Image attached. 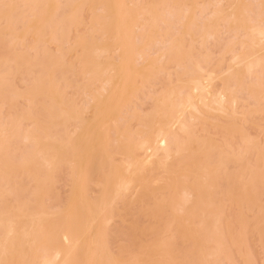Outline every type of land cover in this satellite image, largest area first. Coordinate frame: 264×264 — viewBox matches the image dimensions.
Here are the masks:
<instances>
[{
    "label": "rangeland",
    "instance_id": "rangeland-1",
    "mask_svg": "<svg viewBox=\"0 0 264 264\" xmlns=\"http://www.w3.org/2000/svg\"><path fill=\"white\" fill-rule=\"evenodd\" d=\"M257 30L264 0H0V221L25 220L0 243L37 237L5 262L41 264L99 218L76 264H264V64L243 63L264 56ZM198 80L217 96L148 157Z\"/></svg>",
    "mask_w": 264,
    "mask_h": 264
},
{
    "label": "bare ground",
    "instance_id": "bare-ground-1",
    "mask_svg": "<svg viewBox=\"0 0 264 264\" xmlns=\"http://www.w3.org/2000/svg\"><path fill=\"white\" fill-rule=\"evenodd\" d=\"M125 8V7H124ZM120 11H121V9H120ZM123 8H122V14H125V16L127 15L126 13H123ZM125 12V11H124ZM119 14H120V12H119ZM121 16V15H120ZM119 18V17H118ZM131 19V18H130ZM130 19H128V20H130ZM122 20V19H121ZM127 24V23H126ZM124 25V24H123ZM125 26V25H124ZM257 31H259V30H257ZM264 31V30H263ZM258 34L260 35V37L259 38H261L262 39V42H264V32H258ZM124 37H125V39H126V36L125 35H123ZM123 37V38H124ZM125 39H123V43H124V40ZM119 41V40H118ZM121 41V40H120ZM262 42H261V44H262ZM125 43H127V39H126V42ZM124 43V44H125ZM122 44V43H121ZM121 44L119 43L118 45H120V47H122L121 46ZM124 44H122V45H124ZM261 48H262V51L264 50V44H262V46H261ZM260 50L261 49H259V51H258V53L260 52ZM141 52V51H140ZM144 53V52H143ZM261 53V52H260ZM264 53V52H263ZM143 55V54H142ZM141 55V53H140V58L142 57H145V56H142ZM145 55V54H144ZM253 56V55H252ZM252 56H248V57H243V63L244 62H249L250 61V63L248 64V63H244V65H245V69L250 73V72H252L253 70H255V68H257V67H259V66H261L262 64H264V56L263 57H261L260 58V56L259 57H257V59L256 60H253L252 62H251V57ZM145 58H147V57H145ZM260 58V59H259ZM253 59V58H252ZM147 60V59H146ZM240 60V59H239ZM238 60V61H239ZM241 61V60H240ZM240 63H242V61L240 62ZM236 64H238L239 65V63L237 62ZM94 65V64H93ZM243 65V66H244ZM99 66L100 65H98V68L97 69H99ZM237 66V65H236ZM240 66V65H239ZM242 66V65H241ZM97 67V66H96ZM238 67V66H237ZM262 67V66H261ZM95 68V67H94ZM102 68V67H101ZM100 68V69H101ZM106 68H107V66H106ZM110 68H112V66L110 67ZM243 68V70H245ZM100 69H99V72H100ZM94 70V69H93ZM104 70V69H103ZM114 69H112V71H113ZM251 70V71H250ZM96 71V70H95ZM111 71V70H110ZM246 71V72H247ZM97 72V71H96ZM96 72H94V73H96ZM107 72V71H106ZM109 73V72H108ZM100 74V73H99ZM97 75V74H96ZM97 77H99V76H97ZM96 77V78H97ZM125 77H126V75H125ZM110 80V79H109ZM107 82H111V80L110 81H107ZM210 83L211 82H209V83H204L202 80L200 81V80H198V81H194L193 82V87L191 88V90H192V95L191 96H188L187 98H186V100H184L183 102H181L180 104H178V105H176L175 106V108H176V112L174 113V115L172 116L171 115V119L169 118V123L167 124V127H165V128H161L160 130H159V132H158V134H157V136L155 137L156 139H154L155 141H153L154 143H152V141L150 142V141H144V143H142L141 145L142 146H144V148H143V150H147L146 152H147V155H148V157H151V155H153L154 153H157V152H160V151H162V152H167V151H169V148L172 146V144H171V141L173 140L172 139V137L174 136L173 134H174V129L175 128H177V127H182V128H184V129H186L187 127H185V125H184V120H185V114H186V112L187 111H189V110H191V111H193V110H197V106L199 105V104H204L208 99H207V97L208 96H206L205 94H211V96L212 97H215V96H217V95H213V93L214 92H212V89H211V87L209 86L210 85ZM110 85V84H109ZM108 88V87H107ZM104 89V90H102L104 93H107L108 91V89ZM50 90V89H49ZM223 90V89H222ZM226 92H227V90H225ZM225 91H221L222 93H220L219 95H218V97L217 98H215V101H214V105L215 104H217L216 106H218L219 104H224V105H227L226 103L228 102L227 101V93L225 92ZM220 92V91H219ZM224 92V93H223ZM48 93H49V91H48ZM216 93V92H215ZM214 93V94H215ZM218 93V92H217ZM174 94L175 93H171V94H169L168 95V97L165 99V101L166 102H172L173 101V97H174ZM229 95V94H228ZM56 97V96H55ZM211 98V97H210ZM209 98V99H210ZM229 98H230V96H229ZM196 100H197V102L199 103V104H196L195 102H196ZM210 100H212V99H210ZM209 100V101H210ZM205 101V102H204ZM229 101H230V99H229ZM120 103V102H119ZM113 104V103H112ZM167 104V103H166ZM171 104V103H170ZM173 104V103H172ZM205 104H207V103H205ZM212 105V104H211ZM223 105V106H224ZM118 106V105H117ZM116 106V107H117ZM207 106H209V105H207ZM115 107V108H116ZM219 107H220V105H219ZM114 108V109H115ZM163 110H164V107H163ZM222 110H224V109H222ZM113 111V110H112ZM164 112V111H163ZM61 113V112H60ZM65 113V112H64ZM63 114V113H62ZM161 115H163V114H161ZM165 116H166V114H164ZM163 115V116H164ZM168 115V114H167ZM61 116V115H60ZM62 117H63V115H62ZM160 117V116H159ZM166 117H168V116H166ZM101 121V120H100ZM168 121V120H167ZM166 121V122H167ZM159 124V123H158ZM163 124H164V122H163ZM160 125V124H159ZM161 127V126H160ZM173 142V141H172ZM175 142V141H174ZM173 142V143H174ZM152 143V144H151ZM140 145V146H141ZM146 148V149H145ZM171 149V148H170ZM43 153V152H42ZM169 154V153H168ZM147 157V158H148ZM55 159V158H54ZM54 162V161H53ZM263 162H264V160H263ZM31 163V165H32V161L30 162ZM52 163V162H51ZM50 163V164H51ZM55 163V162H54ZM197 163V162H196ZM199 163H201V162H199ZM199 163H198V165H199ZM29 165V164H28ZM53 166V165H52ZM187 168H188V166H186ZM129 168L130 169H137V166H136V164L135 163H133V164H129ZM189 169V168H188ZM188 171V170H187ZM108 182L107 183H105L103 180H98V182H96V185L97 186H101V187H109L110 186V184H109V180H107ZM117 181H119V180H117ZM116 181V182H117ZM113 182H115V181H113ZM112 182V183H113ZM111 183V182H110ZM118 184H120V189H122V190H127V189H129L131 186H132V181H130V180H126V179H122L120 182H117ZM109 186H108V185ZM114 184V183H113ZM186 186V185H185ZM185 186H183V187H185ZM79 187H81L82 189H84L82 186H79ZM188 188H186L187 190V192H185V191H183V194L185 195V197H186V195H187V198H189V197H194L195 196V198H201V194H204V193H206V192H203V190L204 189H202V188H200V190H198V188H197V191H196V189H194V188H196L197 186H195L194 188H192L191 187V189L189 188L190 186H187ZM180 189H181V187H179ZM179 188H177V189H179ZM184 189V188H183ZM202 189V190H201ZM78 190H79V188H78ZM105 190L108 192V190L105 188ZM79 191H81V193L83 194L84 192H82L83 190H79ZM179 191V190H178ZM199 191H200V194H199ZM205 191V190H204ZM176 192V191H175ZM196 192L198 193V194H196ZM203 192V193H202ZM81 193H80V195H81ZM106 194H109V193H106ZM197 195H199V197H197ZM82 196V195H81ZM83 196H84V194H83ZM203 196V195H202ZM105 198L107 197V196H104ZM185 197L184 198H182V200H184L185 199ZM204 197V196H203ZM83 198V197H82ZM107 199V198H106ZM103 200H105L104 198H103ZM201 200H203L202 198H201ZM178 201V200H177ZM199 201H200V199H199ZM203 202V201H202ZM181 205V204H180ZM184 205V204H183ZM93 207V206H92ZM184 207V206H183ZM95 208V207H94ZM93 209V208H92ZM182 209V208H181ZM17 210H18V208H17ZM95 210V209H94ZM20 212H21V210H19ZM18 211V213H20ZM89 211V210H88ZM90 212H92V211H90ZM89 212V213H90ZM9 213H11L10 211H9ZM16 213V216H15V214L14 215H11L9 218H4L3 219V221H0V226L1 227H4L5 228V230L7 231V232H9L10 234H11V231H13V229L14 228H19V227H21L20 225H22V223H23V221H25V220H23L21 217H20V215H21V213H20V215L17 213V212H15ZM94 213V212H93ZM8 214V213H7ZM17 214L19 215V217L21 218H17ZM26 215V214H25ZM25 215H23L24 217H25ZM90 215H93L92 213L90 214ZM4 216V215H3ZM27 216V215H26ZM87 217H88V215H87ZM96 216H94V218H95ZM98 217H100V215L98 216ZM3 218V217H2ZM26 218V217H25ZM86 219V218H85ZM89 219V218H88ZM90 220V222L88 223V224H86V227L84 228L83 226L84 225H82V227L84 228L83 230H79V232H81L80 234L82 235V234H88L89 233V230H90V232L91 233H93L92 232V230H94L93 228L96 226V223H97V220L99 221V218H95V219H89ZM26 221H27V219H26ZM28 221H29V219H28ZM88 221V220H87ZM84 223V222H83ZM24 224H25V222H24ZM98 224L99 223H97V226H98ZM27 225V224H26ZM64 226V225H63ZM73 228H76L75 226L73 227ZM68 229H69V227H68ZM79 229H81V228H79ZM20 230V229H19ZM74 230V229H73ZM14 231H17V229H15ZM22 231V230H21ZM21 231H20V236H22L21 235ZM24 231H25V229H24ZM78 231V230H77ZM70 232V231H69ZM8 233V234H9ZM13 233V232H12ZM16 233H18V232H16ZM74 233H76V231L74 232ZM90 233V234H91ZM14 234H15V232H14ZM29 234H31V235H29V236H31L32 238L34 237V238H36L35 240H37V237L35 236V233L34 232H31V233H29ZM66 234H68L67 232H66ZM65 234V236H67ZM85 234V235H86ZM89 234V235H90ZM12 235V234H11ZM19 235V234H18ZM18 235H13L12 236V238L11 239H9V242L7 241V239L5 240L6 241V243L5 244H1L0 243V248H1V252H0V264H4V263H6L5 262V260H6V257L7 256H5L6 254H8V253H6V251H7V242H8V245L9 244H12V245H14V243L15 242H17L18 244H16L20 249H18L19 250V255H22V256H24V255H26L27 253H28V251H27V249L28 248H24V247H26L25 246V244H30V242H27V241H29L30 240V237L29 236H27L29 239H27V241H26V239H24L23 240V238H20V237H18ZM23 235H25L24 233H23ZM81 235H79L78 237H76V239H69L68 237V239L66 240L67 241V245H66V248H64V249H56L55 250V253H54V256L53 257H39L38 259H42V261H41V264H76V261H74L75 259H78L77 257H79L77 254H80L81 255V251L79 252V250L78 249H80L79 247H80V245L81 244H79L80 242L78 241V239L77 238H79V240H80V236ZM95 236H94V238L95 237H97L96 236V234H94ZM74 236V235H73ZM83 236V235H82ZM26 237V236H25ZM75 237V236H74ZM83 237H85V236H83ZM83 237H81V239L83 238ZM86 237H87V235H86ZM85 237V238H86ZM99 237V236H98ZM32 238H31V240L30 241H32V242H35L34 240H32ZM93 238V239H94ZM96 239V238H95ZM94 239V240H95ZM64 240V241H65ZM84 240V239H83ZM99 240V239H98ZM81 241V240H80ZM97 241V240H96ZM2 242V241H1ZM31 242V243H32ZM82 242V241H81ZM87 242V241H86ZM85 242V243H86ZM92 242H93V240H92ZM95 242V241H94ZM93 242V243H94ZM83 243H84V241H83ZM84 243V244H85ZM92 243V244H93ZM95 245V244H94ZM97 245V244H96ZM82 246V245H81ZM83 247H85V245L83 246ZM27 251H25L24 249ZM82 248V247H81ZM9 249V248H8ZM9 251V250H8ZM76 251H78V253L76 252ZM214 252L212 251V254H213ZM1 254H2V256L4 255V257H5V259L1 256ZM75 254L77 255V257L75 256ZM209 254H211L210 252L207 254V255H209ZM211 254V255H212ZM9 256V255H8ZM75 256V257H74ZM75 258V259H74ZM8 258H7V262H8ZM73 260V261H72ZM72 261V262H71ZM16 263H17V260H16ZM7 264V263H6Z\"/></svg>",
    "mask_w": 264,
    "mask_h": 264
}]
</instances>
